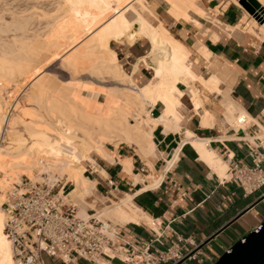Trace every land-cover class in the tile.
<instances>
[{
    "label": "bare ground",
    "instance_id": "6f19581e",
    "mask_svg": "<svg viewBox=\"0 0 264 264\" xmlns=\"http://www.w3.org/2000/svg\"><path fill=\"white\" fill-rule=\"evenodd\" d=\"M162 1L166 3L167 12L176 22L185 20L193 23L195 27L203 28L201 22L191 16L190 13L193 12L200 18L211 21L216 28L218 25L222 26L215 16L210 17L198 6L199 0ZM234 1L238 3V0ZM243 1L247 2V0ZM256 1L258 4L251 8L252 12L240 4L246 10L245 19L251 18L250 25L253 26H258V21L264 20V0ZM149 2V0H61L59 10L63 13L59 12L65 17L62 21L59 20L61 22H56L53 25L54 28L49 29L51 30V32L48 31L51 35L49 39L40 41V38H35L39 41L33 40V43L27 42L28 38L24 43L22 39L24 44L20 41L22 44L19 43L21 47L20 45L18 47L21 54L25 49V54L24 57L20 55L21 59L14 54L9 56L5 50L2 51L5 54L0 55V85L3 82H18L17 80L28 78L32 69L33 61L31 60L40 54V48L50 47V45L59 48L61 46L59 42H62L59 38L63 36H65L64 39L71 41L67 49L74 44L76 47L80 46L76 51L71 49L73 56L70 54L71 59L67 61L72 71L92 74V76L94 74L98 76L97 78L101 76L102 79H113L119 83L132 76L129 77L122 70L116 52L111 49V43L128 41L129 45H132L140 39H146L150 44L148 57L154 65V78L142 87H135V90L125 88L114 92L99 90V88L96 90L88 86L87 95L84 94L83 97H74L66 92L57 93L54 96L51 93V87L39 81L38 78L34 80L28 90L26 89L28 106L21 110L18 116H14L18 112L17 106L21 105L18 102L15 105L14 114L8 120L5 119L4 113L0 117V134L4 124L7 122L8 125L6 137L8 145H5L6 143L0 145V175H3L0 177V194L14 174L18 176L22 172L31 179H35L32 176L34 170L39 174L58 172L60 175H66L67 181L73 186L69 196L77 202L80 210L78 215L87 218L89 216L87 209L89 206L93 207V202L89 204L86 198L96 192V182L84 174L86 170L84 164L94 163V159L90 156L92 153L113 163L114 155L107 152L106 144L112 143L116 147L125 144L128 147H135L145 159H148L156 151L152 133L159 124L164 125L165 130L179 132L180 122L183 120L180 113V109L183 108V99L188 97L197 112L203 106L201 91L195 86L196 83L203 90L217 92V94L223 93L219 88L220 79L215 73L204 78L195 72L193 63L190 61L191 50L173 37L162 21L158 26L150 23L149 18L155 15ZM108 15L110 16L107 19ZM57 18L59 16L55 20ZM105 19L107 20L104 21ZM52 22H49V25ZM261 29L264 31V27ZM85 31V34L92 36L86 42L82 40L81 35ZM204 32L206 34L212 32L214 39H218L213 31L204 29ZM16 41L14 43L17 44ZM198 51L205 59L211 56L203 45ZM25 56L31 60L22 59ZM129 84L136 86L131 80ZM224 99V102L221 100L222 105L226 110L227 122L231 124L237 107L228 95ZM157 104H162L163 112L159 118H154L150 112ZM6 105L7 103H3L0 96V108H5ZM239 115L247 116L244 111H240ZM212 118L213 116L205 111L203 126L210 125V122L214 121ZM174 124L175 127H173ZM192 135L194 134L188 132L186 136ZM190 142L200 152L201 157L210 165L218 166L221 176H224L226 165L213 152L207 150L205 142L192 139ZM129 162L125 161L123 164L130 172L131 163ZM1 197L0 264H14L12 246L4 233L5 215ZM139 213L141 211L132 204L129 196L119 203L106 206L102 216L106 215L115 222L125 224L129 221H138Z\"/></svg>",
    "mask_w": 264,
    "mask_h": 264
},
{
    "label": "crops",
    "instance_id": "0c3cea01",
    "mask_svg": "<svg viewBox=\"0 0 264 264\" xmlns=\"http://www.w3.org/2000/svg\"><path fill=\"white\" fill-rule=\"evenodd\" d=\"M198 6L215 16L222 28L219 25L216 28L211 21L193 12L191 16L201 22L203 28L185 20L176 22L168 12L161 21L173 37L199 57L202 62L200 73L218 76L223 93L203 90L196 83L203 106L197 112L186 97L180 109L183 120L179 132L165 130L162 124L153 130L154 158L145 159L132 146L109 144L106 150L114 155V162L109 163L95 155L94 163L88 164L86 171L88 178L96 182V194L100 199L111 204L130 196L132 204L141 211L138 221L125 224L111 221L121 235L120 244L150 241L154 238L153 229L163 233L161 243L155 242L153 250L165 251L178 235L198 244L204 258L203 263L186 261L182 264H216L222 255L264 221V189L246 196L241 188L223 181L228 170V156L251 164L249 150L241 140L260 137L264 132V31L261 29L264 24L250 25L251 18L245 19L246 10L239 0L238 3L234 0H199ZM202 29L213 31L218 39H214L212 32L202 34ZM201 45L211 53L208 61L197 50ZM149 50L150 44L142 40L116 46L123 70L131 74L137 84H145L154 78L152 63L148 61ZM227 95L239 111L235 112L231 124L227 122L222 105ZM205 111L213 116L214 121L212 118L213 122H210L213 125L203 126ZM240 111L250 117V124L244 130L236 124ZM162 112V104H157L150 114L159 118ZM188 132L194 135L186 136ZM191 139L205 142L207 150L222 160L227 167L224 176L218 166L210 165L201 157ZM171 158L175 159V164L166 170V163ZM125 161L131 163L130 172L123 164ZM152 220L156 221L155 227L151 226ZM45 260L46 264H64L47 256ZM71 264L126 263L102 257L95 263L79 258Z\"/></svg>",
    "mask_w": 264,
    "mask_h": 264
},
{
    "label": "built area",
    "instance_id": "2783aa9c",
    "mask_svg": "<svg viewBox=\"0 0 264 264\" xmlns=\"http://www.w3.org/2000/svg\"><path fill=\"white\" fill-rule=\"evenodd\" d=\"M10 98L11 95L7 102ZM18 99L5 107L6 120L14 114ZM236 124L244 130L250 118L237 115ZM7 129L6 122L0 134V145L6 143ZM241 142L249 150L251 164L228 156L223 181L241 188L246 196L255 195L264 189V132L260 137ZM174 164L175 159L171 158L166 170ZM37 176L38 179L22 178L4 194V233L12 246L14 264H46V256L64 264L79 258L95 263L102 257L126 264L204 262L201 247L191 238L176 235L165 251L153 250V244L160 242L163 236L153 229L154 238L150 241L120 244L117 226L103 220L101 213L90 209L87 218L78 215L77 204L69 198V182L63 183L65 177L52 172H37ZM155 225L156 221L152 220L151 226Z\"/></svg>",
    "mask_w": 264,
    "mask_h": 264
},
{
    "label": "rangeland",
    "instance_id": "374dc122",
    "mask_svg": "<svg viewBox=\"0 0 264 264\" xmlns=\"http://www.w3.org/2000/svg\"><path fill=\"white\" fill-rule=\"evenodd\" d=\"M60 1L61 0H0V26L2 27V28L0 27V31H1L0 32V46H1L0 47V55L5 54V52H6V54H9V56H12V54H14L15 57L17 56L18 58L21 59V56L24 57V54H25V49L22 51V48H21L22 54L19 50L20 49L19 47H21V45L19 43L22 42V39H23L24 43H26L25 42L26 38H28L27 42H29V43L30 42L33 43V40H38L39 38H40V41L45 40V39H49L51 36L49 34V32H51V30L49 31V29L54 28L53 25H55L56 22H61L62 18L65 17L63 14H61V13H63V11L59 10V8L61 6ZM149 1H150L149 2L150 6L154 9V15H155L154 17H150L149 21L153 26H155V25L158 26V24H160V22H161V18L164 15H166V12L168 11V6L162 0H149ZM239 4H240V2H239ZM57 10H58V12H57ZM263 12H264V8H263ZM51 14L53 16H51ZM42 15H43V17H42ZM58 16H59V18H57L55 20V18ZM109 16L110 15L107 16V19L109 18ZM211 16L212 15H210V17ZM37 17H38V19H37ZM107 19H105L104 21H106ZM59 20H61V21H59ZM49 22L50 23L52 22V24L49 25ZM260 24L263 25L264 20L258 21V26H261ZM22 25L24 26V29H23ZM28 27H29V29H28ZM20 28H22V29L20 30ZM26 31L27 32L29 31V32L27 33ZM83 33L81 34L82 40L85 42L90 37H92V36H88L87 34H85L86 31ZM202 34H204V35L206 34L204 32V29H202ZM63 37H65V36H63ZM63 37L59 38V41H62V42H59L61 45V46H59V48L58 47H56V48L52 47L51 45H50V47L49 46L48 47H42V48H40V50L38 49L40 54H38V56L33 57L34 59H32V60L27 56H25V58L22 57V59H28L29 58L28 59L29 61L30 60L33 61L32 69H31V72H29V74H28L29 75L28 78H25L22 80L20 79L21 81L17 80L18 82H11V83L3 82V84L0 85V96L2 98V102L7 103L6 107L9 106L10 102H12L14 99L19 98L18 102L21 105L17 106L18 112H16L14 114V116H18L20 111L25 109L28 106L29 99L26 96V94L28 93L27 90H28L29 86L32 84V82L34 80H36L37 78L39 79V81H43L48 87H51V89L53 91L50 88H49V90H51V93H53V95L54 94L57 95V93H61V92L62 93L66 92L67 94L72 95L74 97H78V96L83 97L84 94L87 95L86 89L89 88L88 86H92V87H94V89L99 88V90L103 89V90L115 92V91H118L120 89H125V88L135 90L136 89L135 87H137V86L142 87L143 85L147 84L148 82H150L152 80V79L148 80L145 84H137L133 80V76L131 74H127L126 70H125L126 72L123 70L122 61L119 58H118V61L122 67V70L127 75H129V77L132 76V78H130V79L127 78V80H125L124 82L118 83V82H115L113 79H112L113 81L110 79H104V78L102 79L101 76H99V78H97L98 76H95L94 74H93V76H92V74H90L91 75L90 76L87 73L85 74L83 72L72 71V69L69 68V65H68V62H69L68 60L71 59L70 56L71 55L73 56V54H72L73 52H71L72 51L71 49L73 48V50L76 51L79 49L78 47H80V46L76 47V44H74V46H72L70 49L69 48L67 49V47L69 46L71 41L64 39ZM35 38H38V39H35ZM29 39H31V41ZM14 40L15 41L17 40L16 41L17 44L14 43L15 42ZM66 40H67V42H66ZM140 40L148 42L146 39H140ZM35 42L36 41H34V43ZM123 43L124 44L128 43V45H129L128 41L127 42L125 41ZM36 44H37V42H36ZM119 44H121V43L112 42L111 43V49L116 51V46H118ZM148 44H149V42H148ZM64 49H66V50H64ZM3 50H5V52H2ZM7 50H9V51H7ZM15 50L18 51V53H20V54L18 55V53ZM190 58H191L190 61L193 63L195 72L198 75L203 76L204 78L209 77V76H206V73H200L199 72V68L202 65V62L199 59V57L194 56L192 51H191V57ZM208 60L209 59L206 58V61H208ZM144 61H145V59H144ZM148 61H149V64H150V62H152L149 59V57H148ZM151 66H152L151 67V69H152L154 67L153 62H152ZM136 67L138 70V66H136ZM100 77H101V79H100ZM130 80L133 81L136 86L129 84ZM46 81H47V83H46ZM122 83H123V85H122ZM59 90H60V92H59ZM9 95H11V98L9 99V102H7ZM4 111H5V108H3V107L0 108V117H1V115H3ZM235 112H239V111H235ZM52 127H54V126H52ZM109 144H112V143H107L106 146H108ZM5 145H8V144L6 143ZM107 152L109 153V151H107ZM138 153L140 154L139 151H138ZM109 154L111 155V153H109ZM155 154H156V151L150 158H148V160L154 158ZM95 155L96 154L92 153L90 156H91V158L94 159ZM88 164L89 163L84 164L86 170L88 168ZM86 170H85L84 174L86 176H88V171H86ZM55 173L59 174L58 172H55ZM1 176H3V175H0V177ZM32 176L35 179L39 178V176H37L36 170H34L32 172ZM60 176L65 177L63 183L68 182L67 181L68 178L66 175L63 174ZM25 177L30 178L28 175L26 176L22 172L18 176L14 174L12 176V179H10L7 182L8 185H6L3 192L0 194V196H2L1 199H3V201H4V194L11 187L12 184H14L15 182H18L19 180H21L22 178H25ZM7 187H9V188H7ZM72 189H73V186L70 185V183H69L67 185L68 192H70ZM69 198L75 202V200L73 199L72 196H69ZM86 201L89 204L92 202H93V204L96 203V204H94L95 206L92 204V206L95 208H93V207L90 208V206L88 207V209H87L88 213H90L89 212L90 209H93V210L97 211L98 213L102 214V211L106 208V206L110 205L109 203L105 202L106 200L100 199L98 197V195L96 194V192H94L91 196L87 197ZM75 203H77V202H75ZM78 213H80L79 209H78ZM102 218H103V220L113 221L112 219H110L106 215H103Z\"/></svg>",
    "mask_w": 264,
    "mask_h": 264
},
{
    "label": "water",
    "instance_id": "95a60500",
    "mask_svg": "<svg viewBox=\"0 0 264 264\" xmlns=\"http://www.w3.org/2000/svg\"><path fill=\"white\" fill-rule=\"evenodd\" d=\"M240 4L248 11L257 6L256 0L243 1ZM216 264H264V221L246 238L236 243L220 257Z\"/></svg>",
    "mask_w": 264,
    "mask_h": 264
}]
</instances>
